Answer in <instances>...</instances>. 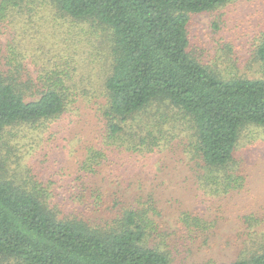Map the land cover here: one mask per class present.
<instances>
[{
  "label": "trees",
  "instance_id": "obj_1",
  "mask_svg": "<svg viewBox=\"0 0 264 264\" xmlns=\"http://www.w3.org/2000/svg\"><path fill=\"white\" fill-rule=\"evenodd\" d=\"M232 1L0 0V262L176 264L167 231L186 238L213 227L191 211L169 226L158 219L155 195L140 199L136 187L133 199L104 187L98 175L105 166L125 175L121 169H141L160 153L187 161L203 196L240 188L245 177L235 155L245 127H264V79L221 74L189 34L193 16ZM19 14L33 28L74 36L65 46L89 42L98 27L108 30L111 69L100 78L91 68L78 76L75 59L62 61L42 32L33 38L40 60L30 67L11 38L2 42L5 33L14 37L9 24ZM38 16L49 21L37 23ZM255 45L264 71V32ZM84 106L86 116L94 114L90 141L70 174L73 195L60 198L56 179H43L25 150L42 145L52 123L69 111L80 116ZM258 246L248 257L207 264H264V245L252 251Z\"/></svg>",
  "mask_w": 264,
  "mask_h": 264
},
{
  "label": "rangeland",
  "instance_id": "obj_2",
  "mask_svg": "<svg viewBox=\"0 0 264 264\" xmlns=\"http://www.w3.org/2000/svg\"><path fill=\"white\" fill-rule=\"evenodd\" d=\"M12 21L9 30L14 37L5 33L1 35L2 42L6 43L11 38L17 51L26 52L24 60H29L32 68L33 61L40 60L36 56L39 51L34 50L37 46L33 38L42 32L41 36L45 38L43 43L49 41V47L61 51L62 61L67 62L70 58L72 62V57L75 59L74 63L77 62L79 66L78 76L85 75L91 68L92 73H96L94 76L97 78L99 73L100 78L111 69L112 39L110 32L102 27L93 30L89 42H75L72 44L74 47L65 46L68 42L76 41L74 36L62 38L64 34L57 30L51 32L50 27L33 28L26 15L19 14ZM35 21L46 23L49 19L48 16L45 19L38 16ZM37 28L41 29L38 31ZM263 32L264 0H234L214 11L193 16L189 26L193 48L197 53L216 66L221 74L248 78L264 79V71L255 52L257 37ZM18 58L22 59V56ZM46 62L41 59V63ZM86 113L85 106L80 116L69 111L52 123L45 134H41L45 139L42 145H29L25 150H31V161L43 179L50 176L56 179L60 198L73 195V189L67 186L75 177L70 174L77 169L75 163H78L90 141L89 128H93L94 119L91 118L94 114L86 116ZM79 119L81 123H77ZM24 158L27 161V157ZM235 158L245 177L242 185L233 191L211 197L203 196L198 190L194 173L186 167L187 161L177 157L172 159L160 153L152 162L145 161V164L142 161L141 169H121L120 172L125 173L128 179L127 183L124 182V174L115 173L112 166H105L98 176L106 179L103 186L107 189L125 190L133 199L132 190L136 187H139L136 196L140 199L143 197L144 200L149 193L155 195L161 211L158 219L172 227L178 226L184 211L201 212L203 218L213 226L206 232L183 238L180 231L179 234L170 235V229L166 227L169 229L166 233L168 240L174 252L180 256L176 264L223 263L248 253L253 245H264V127L249 125L243 129ZM140 176L144 177L143 182H138ZM250 255L248 253L247 257ZM0 264L22 263L15 259H3Z\"/></svg>",
  "mask_w": 264,
  "mask_h": 264
}]
</instances>
